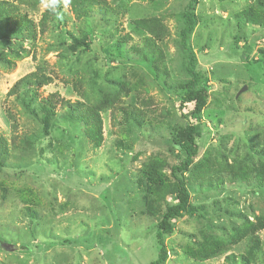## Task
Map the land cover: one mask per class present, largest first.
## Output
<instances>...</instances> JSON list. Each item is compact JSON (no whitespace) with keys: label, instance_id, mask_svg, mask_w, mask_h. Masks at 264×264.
Returning a JSON list of instances; mask_svg holds the SVG:
<instances>
[{"label":"rangeland","instance_id":"374dc122","mask_svg":"<svg viewBox=\"0 0 264 264\" xmlns=\"http://www.w3.org/2000/svg\"><path fill=\"white\" fill-rule=\"evenodd\" d=\"M68 1L0 0L35 25V36L7 35L0 20L9 40H0V264L156 260L157 224L176 202L170 167L182 160L169 142L193 107L180 113L190 51L208 103L193 122L199 155L184 175L195 213L164 237L166 264H264V0H197L186 44L188 0H94L81 19ZM47 9L55 12L41 33ZM140 19L165 28L152 36L162 58ZM35 71L49 83L12 92ZM56 93L101 120V140L84 112H41Z\"/></svg>","mask_w":264,"mask_h":264},{"label":"trees","instance_id":"16d2710c","mask_svg":"<svg viewBox=\"0 0 264 264\" xmlns=\"http://www.w3.org/2000/svg\"><path fill=\"white\" fill-rule=\"evenodd\" d=\"M68 3L71 6V10L77 19L89 17L92 10L95 7H98L101 4V1L95 2L94 0H69ZM5 3H0V20L7 23L8 28H11L12 31L10 33L5 32V34L10 35L15 31L27 32L29 36H35V25L34 23L28 19L25 15L15 14L13 7L8 6L6 8ZM197 5V0H188L186 7L184 8V22L185 28L181 33V40L183 44H186V40L188 36L193 32V29L197 25V21L195 19V9ZM55 10L47 9L39 20L38 26L40 27L41 33H44L49 23L51 22V16ZM10 15H13L12 19H9ZM250 17L249 19H251ZM134 25L138 28L146 31L149 34V38L146 39V46L149 47V50L155 54L158 58H162V51L157 48L155 45L153 38L161 37L165 35V28L160 24V22L156 19H140L134 22ZM167 33V32H166ZM5 34H2L0 31V40L4 44H8V39ZM152 41V43H151ZM75 43L84 48L83 50L88 49V44L85 42H80L75 40ZM151 44L153 45L151 47ZM189 67L187 69L188 79L181 85V89L183 90L182 98L179 104L180 113L182 112L181 108L184 105L192 104V110L188 115L181 114L184 118L188 120L187 125L185 126L182 135L170 140V146L178 151L182 160L179 163H176L170 167V179L171 185L168 189V192L174 196L175 203L170 204L166 207V211L163 214L161 220L157 224V232L155 235L156 244H157V258L150 264H166L168 259V250L166 248L164 237L166 235H170L174 232V223L181 219L185 214L193 212L195 213V209L190 207L189 200V192L187 189V183L184 180V175L188 172V170L193 166L194 160L199 155V147L196 143V138L198 135L197 128L193 122L199 120L204 108L208 103V96L205 90L200 86V76L196 70V56L194 53L190 51L189 54ZM49 83V79L45 77L43 74H40V71L32 72L22 79H20L12 92H20V94L36 91L37 88L42 87ZM60 104V105H59ZM59 105L61 108L67 110L71 113H80L84 112L86 115V119L88 123L91 121L89 125V131L95 132L96 139L99 141L102 138V123L101 120L96 118H91V113H87V110H81V106H84L81 103H70L69 101H65L60 98L59 95L52 94L47 98L43 99L40 104V110L45 115H50L51 110L54 106ZM124 115L128 116V113L124 112ZM126 116V117H127ZM130 120L134 123L140 124L137 121V118L131 115ZM259 182H263L264 180V172L258 177ZM258 248V241H255V246L251 252V256L255 255V252ZM234 256L228 257L227 260L231 261ZM243 261V259H241Z\"/></svg>","mask_w":264,"mask_h":264},{"label":"clouds","instance_id":"9594fccd","mask_svg":"<svg viewBox=\"0 0 264 264\" xmlns=\"http://www.w3.org/2000/svg\"><path fill=\"white\" fill-rule=\"evenodd\" d=\"M53 2H54V0H53Z\"/></svg>","mask_w":264,"mask_h":264},{"label":"water","instance_id":"95a60500","mask_svg":"<svg viewBox=\"0 0 264 264\" xmlns=\"http://www.w3.org/2000/svg\"><path fill=\"white\" fill-rule=\"evenodd\" d=\"M242 92V91H241Z\"/></svg>","mask_w":264,"mask_h":264}]
</instances>
